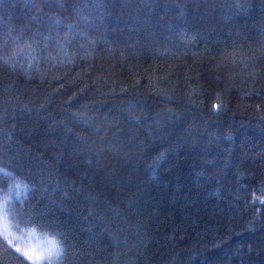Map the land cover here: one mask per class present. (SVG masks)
Returning <instances> with one entry per match:
<instances>
[{"label":"trees","instance_id":"1","mask_svg":"<svg viewBox=\"0 0 264 264\" xmlns=\"http://www.w3.org/2000/svg\"><path fill=\"white\" fill-rule=\"evenodd\" d=\"M0 195L51 264H264V0H0Z\"/></svg>","mask_w":264,"mask_h":264},{"label":"rangeland","instance_id":"2","mask_svg":"<svg viewBox=\"0 0 264 264\" xmlns=\"http://www.w3.org/2000/svg\"><path fill=\"white\" fill-rule=\"evenodd\" d=\"M4 197L0 195V234L34 264H51L59 253V245L45 235L33 231L17 233L11 229L4 213Z\"/></svg>","mask_w":264,"mask_h":264}]
</instances>
